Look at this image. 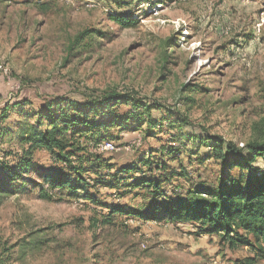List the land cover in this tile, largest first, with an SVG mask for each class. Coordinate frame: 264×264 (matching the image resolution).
Masks as SVG:
<instances>
[{
  "label": "rangeland",
  "instance_id": "1",
  "mask_svg": "<svg viewBox=\"0 0 264 264\" xmlns=\"http://www.w3.org/2000/svg\"><path fill=\"white\" fill-rule=\"evenodd\" d=\"M115 15L139 24L122 30ZM85 31L104 36L87 39L70 56L69 43ZM97 92L123 93L179 115L163 124L168 135L160 143L132 120L125 126L141 132L109 128L115 150L95 144L90 154L129 165L180 148L181 138L187 151L164 161L177 174L181 162L192 180L216 186L222 163L212 159L213 148L228 142L243 148L264 135V0H0L1 264H239L253 257L246 248L229 250L218 236H198L196 225L112 216L113 206L144 205L111 189L107 170L93 163L76 173L40 152L36 166L14 176L11 167L28 148L20 144L22 130L27 122L36 126L39 105ZM182 121L187 125L180 127ZM81 132L70 136L78 141ZM83 159L74 158V165ZM255 168L264 171V164ZM225 172L237 178L246 171ZM177 179L171 188L184 194L190 185ZM59 181L84 191L60 188Z\"/></svg>",
  "mask_w": 264,
  "mask_h": 264
},
{
  "label": "trees",
  "instance_id": "2",
  "mask_svg": "<svg viewBox=\"0 0 264 264\" xmlns=\"http://www.w3.org/2000/svg\"><path fill=\"white\" fill-rule=\"evenodd\" d=\"M111 20L122 30L133 29L139 24L138 20L126 15H115ZM95 36L102 38L104 34L101 31H85L79 34L69 43V55L72 56L76 48ZM172 43V38L166 40L163 43L164 51L171 48ZM132 105L134 110L131 109ZM39 106L36 126L29 128L27 122L22 130L20 144L28 148L23 149L24 159L16 161L11 167L14 176H18V173L24 175L36 166L35 154L40 152L54 158L59 165L71 167L76 173L82 172L84 163H93L97 169L107 170L112 181L109 184L111 189L124 191L125 195L134 194L144 205L139 209L113 206L108 208L112 216H136L147 222L160 223L164 220L173 224L196 225L199 227L198 236H218L231 251L248 249L253 257L245 258L239 264H257L258 260H264V171L255 168L260 163L264 164V135L249 141L243 148H238L231 142L219 148L214 147L212 159L222 163V174L218 176L216 186H209L192 180L187 175L186 166L181 162L179 169L182 172L177 174L179 171L171 169L169 163L164 161L166 158L176 161V157L179 158L187 151L181 138L178 140L180 148H162L156 159L152 156L140 157L129 165L113 164L102 156L90 154V146L96 144L95 147L99 148L101 143L117 139L108 135L109 128L119 129L120 133L141 132L125 126L132 120L148 126L144 133L146 139L162 142L163 137L168 135L163 124L179 115L173 110L166 109L161 112L163 107L156 103L130 100L128 95L117 92L90 93L88 99L82 101H70L61 97L58 101L48 100ZM127 106L130 110L123 114L122 111ZM71 107L74 108L70 110ZM71 111L76 113L75 118H71ZM6 112L3 113L5 117ZM181 123L180 127L187 125L183 121ZM170 125L174 128L176 122ZM71 131L78 134L82 131L78 141L70 136ZM193 147L195 150L198 146ZM186 155L193 158L194 153ZM74 158L84 159L79 161L80 165L75 166ZM210 159V156L199 157L200 162ZM235 167L246 172L237 178L225 172ZM99 176L100 183H103L105 175ZM176 178L185 179L189 183L190 186L184 194L179 195L175 188H171ZM78 181L82 182V179L78 177ZM55 185L84 191V187L74 188L68 181L55 182Z\"/></svg>",
  "mask_w": 264,
  "mask_h": 264
},
{
  "label": "built area",
  "instance_id": "3",
  "mask_svg": "<svg viewBox=\"0 0 264 264\" xmlns=\"http://www.w3.org/2000/svg\"><path fill=\"white\" fill-rule=\"evenodd\" d=\"M103 149L105 151H114L115 150V147L113 146L112 143H105L104 145H100L98 149Z\"/></svg>",
  "mask_w": 264,
  "mask_h": 264
}]
</instances>
